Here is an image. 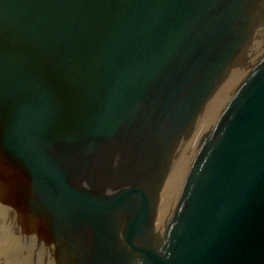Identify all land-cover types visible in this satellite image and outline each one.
Returning <instances> with one entry per match:
<instances>
[{"label": "water", "instance_id": "1", "mask_svg": "<svg viewBox=\"0 0 264 264\" xmlns=\"http://www.w3.org/2000/svg\"><path fill=\"white\" fill-rule=\"evenodd\" d=\"M0 264H264V0H0Z\"/></svg>", "mask_w": 264, "mask_h": 264}]
</instances>
